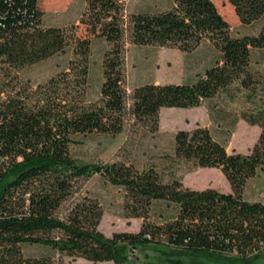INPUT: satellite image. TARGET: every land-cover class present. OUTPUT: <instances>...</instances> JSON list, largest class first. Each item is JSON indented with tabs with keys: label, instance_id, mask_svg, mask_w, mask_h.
<instances>
[{
	"label": "trees",
	"instance_id": "16d2710c",
	"mask_svg": "<svg viewBox=\"0 0 264 264\" xmlns=\"http://www.w3.org/2000/svg\"><path fill=\"white\" fill-rule=\"evenodd\" d=\"M80 16L89 35L101 38V83L95 101H86L87 38L68 39L57 27H43L37 0H0V182L12 167L27 165L0 192V264H61L57 258L90 264H122L126 252L145 245L234 257L252 264L264 252V202L246 199V182L264 167V78L250 70L253 52L264 53V0H226L240 26L255 33L233 36L210 0H170L168 9L138 11L123 18V0H83ZM170 47L193 51L203 40L219 60L193 81L141 84L123 89L122 47ZM70 47L64 71L37 84L16 88L15 72ZM231 85L252 105L240 118L259 129L246 154L227 153L207 129L178 130L169 163L217 169L229 193L190 190L180 178L166 181L151 168L120 162H81L70 153L78 138L114 137L125 128L157 131L160 108L191 109ZM129 102V104H127ZM98 176L122 192L123 218L141 219L136 233L97 230V198L80 194L79 182ZM172 208L171 217L149 220L153 204ZM36 249L37 255L27 250ZM125 250V253H124Z\"/></svg>",
	"mask_w": 264,
	"mask_h": 264
},
{
	"label": "rangeland",
	"instance_id": "374dc122",
	"mask_svg": "<svg viewBox=\"0 0 264 264\" xmlns=\"http://www.w3.org/2000/svg\"><path fill=\"white\" fill-rule=\"evenodd\" d=\"M210 1L228 24L233 36L255 33L256 27L240 26L226 0ZM170 5V0H123L122 15L125 19L128 13L163 11ZM37 6L42 13L43 27H57L64 31L68 39L72 37L89 40L87 86L84 98L86 101H95L102 80V54L108 49V45L101 38L89 35L86 28L79 23L84 11V1L37 0ZM122 44L123 89L126 96L134 87L141 84H179L193 81L195 75L201 74L205 68L219 60V54L207 40L200 42L189 53H182L170 47L135 46L126 38ZM71 59L73 56L68 46L62 53L25 66L15 72V87L28 85L33 89L37 84L44 83L48 78L64 71ZM250 70L264 78V53L251 54ZM245 94L236 85H231L212 98L204 100L196 108H160L155 133L150 134L145 129H138L133 133L125 128L114 137L99 135L82 137L70 147V153L81 162L102 164L120 162L133 165L137 169L151 168L163 182L171 174L183 178L184 184L202 185L210 182L216 190L224 193L228 185L217 169L199 168L195 173H191L192 171L184 173L186 169L184 164L174 162L170 164L164 155L170 154L172 136L176 131H189L196 125L207 129L211 137L224 146L227 153L233 151L246 154L255 143L259 129L256 126H249L240 118L241 113L248 112L252 108L245 99ZM26 167L27 165L12 167L0 182V192L7 182ZM79 185L81 195L94 196L100 203L102 216L97 230L105 237L120 232L136 233L139 230L141 219L123 218V211L120 208L122 200L120 189L104 183L96 175L80 181ZM243 196L246 199H258L264 202V167L257 170L254 177L246 182ZM171 215V207L156 203L152 205L148 217L149 220L158 222ZM27 253L37 255L39 251L29 249ZM230 258L234 257L175 251L161 245H145L126 252V259L122 264H238L230 262ZM53 260L55 262L59 260L61 264H90L82 259L71 260L67 257L59 259L57 255L53 256ZM252 264H264V252L258 255Z\"/></svg>",
	"mask_w": 264,
	"mask_h": 264
},
{
	"label": "crops",
	"instance_id": "0c3cea01",
	"mask_svg": "<svg viewBox=\"0 0 264 264\" xmlns=\"http://www.w3.org/2000/svg\"><path fill=\"white\" fill-rule=\"evenodd\" d=\"M197 169H199V168H197ZM197 169H195V170L192 171L191 173H195V171H196ZM186 175H187V174H186ZM180 182H181V184H182L183 187L188 188V189H190V190L201 191V190H204V189H213V190L219 192L218 190H216V189L214 188V186L211 185L210 182L207 183V184H202V185H193V184H192V185H189V184H184V182H183V178L180 179ZM225 182H226V181H225ZM227 185H228V184H227ZM220 193H221V192H220ZM224 193H229V187L226 189V192H224Z\"/></svg>",
	"mask_w": 264,
	"mask_h": 264
}]
</instances>
